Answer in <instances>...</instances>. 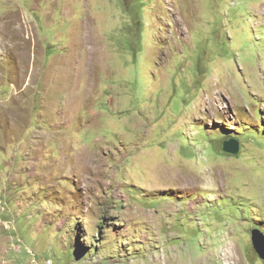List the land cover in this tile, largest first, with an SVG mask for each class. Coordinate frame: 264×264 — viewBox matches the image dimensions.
I'll list each match as a JSON object with an SVG mask.
<instances>
[{
  "label": "rangeland",
  "instance_id": "obj_1",
  "mask_svg": "<svg viewBox=\"0 0 264 264\" xmlns=\"http://www.w3.org/2000/svg\"><path fill=\"white\" fill-rule=\"evenodd\" d=\"M255 228L264 0H0V264H264Z\"/></svg>",
  "mask_w": 264,
  "mask_h": 264
},
{
  "label": "water",
  "instance_id": "obj_2",
  "mask_svg": "<svg viewBox=\"0 0 264 264\" xmlns=\"http://www.w3.org/2000/svg\"><path fill=\"white\" fill-rule=\"evenodd\" d=\"M239 149L240 147L236 140L227 139L222 142V150L231 155H234V156L238 155ZM262 237H263V234L258 228H255L252 230L251 240H252L253 248L258 253V255L264 259V247L261 244V240H260Z\"/></svg>",
  "mask_w": 264,
  "mask_h": 264
},
{
  "label": "bare ground",
  "instance_id": "obj_3",
  "mask_svg": "<svg viewBox=\"0 0 264 264\" xmlns=\"http://www.w3.org/2000/svg\"><path fill=\"white\" fill-rule=\"evenodd\" d=\"M190 179V178H189ZM192 180V179H191ZM193 183V182H192ZM189 185V184H188Z\"/></svg>",
  "mask_w": 264,
  "mask_h": 264
},
{
  "label": "clouds",
  "instance_id": "obj_4",
  "mask_svg": "<svg viewBox=\"0 0 264 264\" xmlns=\"http://www.w3.org/2000/svg\"><path fill=\"white\" fill-rule=\"evenodd\" d=\"M251 242H252V240H251Z\"/></svg>",
  "mask_w": 264,
  "mask_h": 264
}]
</instances>
